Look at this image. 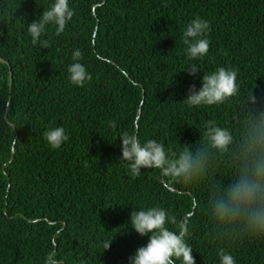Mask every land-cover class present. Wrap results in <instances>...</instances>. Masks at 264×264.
Returning a JSON list of instances; mask_svg holds the SVG:
<instances>
[{"label":"trees","instance_id":"16d2710c","mask_svg":"<svg viewBox=\"0 0 264 264\" xmlns=\"http://www.w3.org/2000/svg\"><path fill=\"white\" fill-rule=\"evenodd\" d=\"M50 3L0 0V264H45L49 254L48 264H127L148 239L130 225L132 207L141 205L163 206L191 225L196 264H218L207 187L154 168L131 177L119 136L135 132L180 148L196 144L205 120L243 117L252 92L264 108V0H71L73 20L60 36L50 28L41 48L27 24ZM196 16L211 21V45L191 75L181 38ZM76 48L93 77L84 87L68 80ZM229 65L239 70L240 94L189 109V87ZM54 126L69 135L59 149L43 136ZM228 175L222 167L218 178ZM98 238L114 239L103 250ZM231 250L237 264H264V240H240Z\"/></svg>","mask_w":264,"mask_h":264},{"label":"clouds","instance_id":"9594fccd","mask_svg":"<svg viewBox=\"0 0 264 264\" xmlns=\"http://www.w3.org/2000/svg\"><path fill=\"white\" fill-rule=\"evenodd\" d=\"M74 15L71 0H51L43 13L27 24L31 43L48 47L43 37L49 29L54 28L55 35L60 36ZM211 31V21L200 16L191 19L183 31V52L190 61L186 66L190 65L191 75L203 68L193 61L203 60L209 54ZM238 73V68L231 65L205 72L201 85H191L183 101L191 109L219 106L237 97ZM67 74L70 83L79 87L93 79L80 48L72 52ZM112 127H116L115 123ZM197 128L201 136L196 144L185 143L180 148L166 146L154 138L142 140L135 132L123 131L119 136L121 161L126 162V171L133 178L142 174V168H154L185 186L205 185L207 235L221 242L217 248L218 264H237L231 250L233 245L240 240H264V108L258 105L252 92L246 97L243 117L237 113L225 124L208 119ZM43 136L53 149L61 148L69 140L63 126L49 127ZM222 167L229 170L227 183L226 179L218 178ZM130 225L148 239L129 256L127 264H196L189 242L191 225L181 222L171 210L160 205L132 207ZM113 239L98 238V247L108 249Z\"/></svg>","mask_w":264,"mask_h":264},{"label":"water","instance_id":"95a60500","mask_svg":"<svg viewBox=\"0 0 264 264\" xmlns=\"http://www.w3.org/2000/svg\"><path fill=\"white\" fill-rule=\"evenodd\" d=\"M95 7H96V6H95ZM0 60L3 61V62H6V61H5L4 59H2L1 57H0ZM141 113H142V109H140V111H139L138 121H139V117H140Z\"/></svg>","mask_w":264,"mask_h":264}]
</instances>
